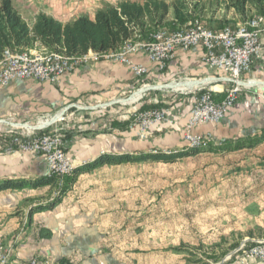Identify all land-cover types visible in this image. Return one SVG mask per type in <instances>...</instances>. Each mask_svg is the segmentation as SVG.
<instances>
[{
  "label": "crops",
  "instance_id": "0c3cea01",
  "mask_svg": "<svg viewBox=\"0 0 264 264\" xmlns=\"http://www.w3.org/2000/svg\"><path fill=\"white\" fill-rule=\"evenodd\" d=\"M17 1L12 0L14 7L31 22L39 12L67 22L80 14L92 18L98 8L121 0ZM203 56L204 49L200 45L179 50L160 70L144 52L139 51L132 54L131 59L147 67L148 71L143 77L133 75L125 64L100 59L77 66L64 73L55 83L14 79L5 86L0 85V179H35L49 174L42 154L10 147L5 136L12 132L20 135L17 128L21 125L16 126L17 122H39L66 107H69L66 113L69 118L55 125L66 127L63 147L74 168L101 153L183 149V132L186 130L190 103L194 100V95L186 91L196 90L203 85L213 86L217 91L215 97L219 100L227 86L224 72L206 65ZM263 63V59L255 61L250 76H262L259 67ZM145 82L154 85L163 82L183 84V88L171 89L172 92L162 91L164 88L149 89L157 92L148 102L159 99L168 105L169 113L165 121L152 125L142 138L137 134V129L123 128L118 124L126 116L125 112L128 116L135 108L130 106L124 111L121 105L135 102L130 100L131 96ZM135 87L137 89L132 91ZM254 89L240 92L221 120L197 124L192 132L209 133L219 142L259 137L264 130V112L261 103L255 101ZM131 91L124 97L126 92ZM143 165L146 164H105L77 173L60 200L44 209H36V206L44 205L52 198L54 186L47 184L36 188L1 190L0 244L10 251L7 264H28L32 256L47 259L50 264L62 258L76 264H132V260L119 256L118 237L112 242L103 236L122 232L123 223L118 219L125 218V213L119 211V203L123 202L126 188L124 177L122 174L119 177L117 172L125 167ZM260 239H264V234L246 233L239 242L246 240L254 243ZM242 264H264V261L248 259Z\"/></svg>",
  "mask_w": 264,
  "mask_h": 264
},
{
  "label": "rangeland",
  "instance_id": "374dc122",
  "mask_svg": "<svg viewBox=\"0 0 264 264\" xmlns=\"http://www.w3.org/2000/svg\"><path fill=\"white\" fill-rule=\"evenodd\" d=\"M134 1L140 2L139 0ZM223 16L224 11L220 9L214 14L203 17L199 23L207 29L219 30L217 26ZM23 19L28 24L34 21ZM236 24L226 26L233 29ZM252 29L262 33V48L257 60H264V52L262 51L264 50V21L253 25ZM120 46L115 51L119 50ZM29 50L37 51V56L48 55L53 52V50L42 45H34L18 51L28 52ZM100 53L103 55L104 52ZM91 55L94 54L89 53L81 60L88 59ZM3 56L4 51L0 61ZM252 67L250 72L243 75V78L249 79L248 83H251V88H256L254 89L255 93L262 92L264 91V65L259 67L263 74L258 78L250 76ZM166 83L163 82V84ZM148 84L154 85V83L145 82L137 88ZM176 85H172L173 88H176ZM204 86L209 85L200 87ZM137 88L135 87L132 91ZM132 91L126 92L124 97H127ZM162 91L172 92L171 89L166 88ZM191 91L195 90H188L186 93L193 95ZM155 92L146 90L143 93L136 90L130 99H135V102L121 105V110L124 111L130 106H135L130 115L127 116V113H124L126 116L123 121L128 120L127 128L132 129L129 126L137 113L140 112V105L145 101L148 102ZM136 94L138 96L134 98ZM190 104L192 105V102ZM62 110L64 113L59 115L56 121L39 128H30L27 125H42L51 116L34 123H12H16V126L21 125L17 128L21 136L27 134L31 129L48 132L56 128L64 139L66 127L55 125L58 122H66L69 118L66 114L69 112V107ZM121 110L120 114L122 113ZM133 128L137 129L138 133V128ZM214 141L213 145H219V141L215 139ZM262 141L251 148L201 150L174 161L144 160L140 162L146 165L134 168L125 167L124 170L118 171L119 177L121 174L124 177L126 188L123 202L119 203V211L125 213V218L118 219L119 222L123 223L122 232L115 235L107 233L103 237L111 239L112 242H115L118 237L119 256H123L126 260H132V264H215L222 261L242 243H264V239L254 243L246 240L239 242V239L246 233L264 234V142L262 143ZM210 144L206 141H192L185 143L183 149H203ZM158 150L166 153L180 151L179 149L171 150L168 148H156L147 151L156 152ZM73 169L74 165H71L70 172L66 176L71 175ZM54 176L56 177V175ZM62 182L63 180L60 183L57 182L58 186H54L55 190L51 194L52 197L57 194ZM0 245L2 247L0 251L9 258L8 247H5L4 244ZM33 257L35 256L31 258ZM7 262L8 260L5 264ZM67 264L76 263L68 260Z\"/></svg>",
  "mask_w": 264,
  "mask_h": 264
},
{
  "label": "built area",
  "instance_id": "2783aa9c",
  "mask_svg": "<svg viewBox=\"0 0 264 264\" xmlns=\"http://www.w3.org/2000/svg\"><path fill=\"white\" fill-rule=\"evenodd\" d=\"M262 21L264 15H254V21L238 22L235 29L224 26L219 30H207L199 20H194L190 25L180 29L155 31L149 40H126L122 43L121 51L114 55H100V51H97L96 55L84 60H77V56L71 55L67 58H58L54 56V50L49 57H37L35 50L19 52L5 48L3 62L0 63V85L5 86L14 79H35L55 83L64 73L77 66L100 59L125 64L133 75L142 77L147 73V67L134 62L131 59L132 54L144 52L160 70H163L179 50L200 45L204 49V63L211 68L222 70L227 86L223 90L224 96L219 100L215 97L217 91L213 86L199 87L191 91L194 100L183 140L184 144L192 141L215 143L209 133H194L192 128L197 124L217 122L222 119L236 102L240 92L251 88L249 79H244L243 75L250 72L253 62L260 57L262 33H252V24H260ZM254 95L255 101L261 103L264 112V91L256 92ZM168 113L169 108L165 107L142 110L135 114L134 121L129 127L138 128L137 134L144 138L152 125L168 118ZM63 144V135L56 128L48 132L31 129L24 134L23 139L17 141L15 148L24 152L42 154L49 174L56 175L60 183L67 175L69 165H74ZM248 259L264 261V243H242L215 264H242ZM7 260V255L0 251V264H5ZM28 264H50V262L35 256Z\"/></svg>",
  "mask_w": 264,
  "mask_h": 264
},
{
  "label": "trees",
  "instance_id": "16d2710c",
  "mask_svg": "<svg viewBox=\"0 0 264 264\" xmlns=\"http://www.w3.org/2000/svg\"><path fill=\"white\" fill-rule=\"evenodd\" d=\"M220 9L224 11V16L217 27L234 26L238 21L244 22L253 15H264V0H143L142 2L121 0L116 4L98 8L92 18L87 14H80L70 21L62 22L52 15L39 12L31 24L22 18L12 0H0V58L5 48L18 51L37 44L65 55H82L89 50L107 52L117 49L129 39L149 40L155 31L168 29L172 31L182 26L186 27L195 19L202 20L203 17L214 14ZM162 107H168V105L160 100L155 103L145 101L140 105L139 110ZM127 123L128 120H124L118 125L127 128ZM66 136L67 131H64V139ZM19 139H23V136L15 132L5 136V141L13 148L16 147ZM263 139L264 130L259 137L222 140L219 145L211 143L203 149L188 148L171 153L159 150L101 153L92 160L75 167L71 175L65 176L57 194L44 205L36 206V209L55 205L72 184L77 173L90 171L105 164L144 160L174 161L201 150L251 148ZM57 182V178L52 174L35 179L3 178L0 179V191L23 187L36 188L47 184L58 186ZM67 263L68 260L62 258L53 264Z\"/></svg>",
  "mask_w": 264,
  "mask_h": 264
},
{
  "label": "bare ground",
  "instance_id": "6f19581e",
  "mask_svg": "<svg viewBox=\"0 0 264 264\" xmlns=\"http://www.w3.org/2000/svg\"><path fill=\"white\" fill-rule=\"evenodd\" d=\"M247 21H254V16H252V18H250L249 20H247ZM253 25H255V24H252V26ZM263 25V24H262ZM235 28H237V24H236V27ZM235 28H233V29H235ZM205 29H207V28H205ZM228 29H232V27H229L228 26ZM207 30H211V29H207ZM264 30V29H263ZM165 31V30H164ZM259 30H253L252 29V33H257ZM259 33V32H258ZM121 49H122V45L120 46V48H119V50H117V51H115V50H110V51H107V52H104V53H102L103 55H114L115 53H117V52H120L121 51ZM89 51H91V50H89ZM88 51V52H89ZM87 52V53H88ZM91 52H94V51H91ZM87 53H85V54H82V55H77V60H81V59H83V58H85L86 56H87ZM53 54V52L51 53V54H48V55H39V56H37V57H49V56H51ZM94 54L96 55L97 54V52H94ZM101 54V53H100ZM54 56L55 57H58V58H67V55H65V54H63V53H60V52H54ZM4 57V56H3ZM1 62H3V58H2V60L0 61V63ZM176 88H183V84H177L176 86H175ZM138 95H139V93H137ZM135 95V97L134 98H137V96L138 95ZM140 96V95H139ZM135 100V99H134ZM195 142V141H194ZM196 144V143H195ZM70 169H71V165H69V168H68V171H67V173H69L70 172Z\"/></svg>",
  "mask_w": 264,
  "mask_h": 264
},
{
  "label": "water",
  "instance_id": "95a60500",
  "mask_svg": "<svg viewBox=\"0 0 264 264\" xmlns=\"http://www.w3.org/2000/svg\"><path fill=\"white\" fill-rule=\"evenodd\" d=\"M175 84V83H174ZM173 83H166V84H157V85H147V86H144V87H141L139 88L138 90L140 92H145L146 90H149V89H174L172 85H174ZM264 84V83H263ZM125 101V100H124ZM126 103V102H124ZM64 113V110H61L59 113L57 114H54L53 116H51L48 120H46L45 122H43V124H36V125H27L29 126L30 128H39L41 126H45V125H49L51 124L52 122L56 121L59 117V115H62Z\"/></svg>",
  "mask_w": 264,
  "mask_h": 264
}]
</instances>
